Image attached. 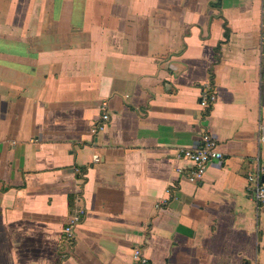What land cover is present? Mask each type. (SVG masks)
<instances>
[{"label": "crops", "instance_id": "obj_1", "mask_svg": "<svg viewBox=\"0 0 264 264\" xmlns=\"http://www.w3.org/2000/svg\"><path fill=\"white\" fill-rule=\"evenodd\" d=\"M262 128L264 0H0V264H264Z\"/></svg>", "mask_w": 264, "mask_h": 264}, {"label": "built area", "instance_id": "obj_2", "mask_svg": "<svg viewBox=\"0 0 264 264\" xmlns=\"http://www.w3.org/2000/svg\"><path fill=\"white\" fill-rule=\"evenodd\" d=\"M216 100V95L210 92L209 89L203 90L200 98V105L208 107ZM106 106H102L101 111L93 124L91 129L94 135L102 132L109 121V113ZM259 140L264 142V128ZM176 155L190 160L193 164L191 171L188 173L187 178L190 181H198L203 178L208 164L212 161L220 160L223 158V153L219 150L217 141L208 133H204L198 145L193 147H180L177 149ZM94 161H99L100 156L94 155ZM254 168L247 172L246 178L250 185L251 194L257 203H264V181L261 176L263 173V166L260 164L259 157L253 158ZM78 171V169H77ZM158 206V204H156ZM85 210L82 206H74L71 209L70 215L63 227V239L70 240L75 235V228L81 221ZM132 258L135 264H146L147 257L140 248H134Z\"/></svg>", "mask_w": 264, "mask_h": 264}]
</instances>
